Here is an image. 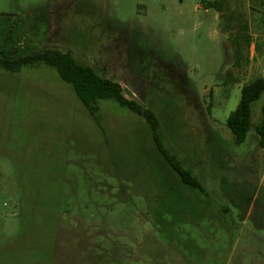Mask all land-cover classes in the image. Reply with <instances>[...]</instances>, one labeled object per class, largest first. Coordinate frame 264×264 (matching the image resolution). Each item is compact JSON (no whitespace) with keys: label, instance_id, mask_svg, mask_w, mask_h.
Instances as JSON below:
<instances>
[{"label":"rangeland","instance_id":"rangeland-1","mask_svg":"<svg viewBox=\"0 0 264 264\" xmlns=\"http://www.w3.org/2000/svg\"><path fill=\"white\" fill-rule=\"evenodd\" d=\"M0 26L155 120L111 97L90 113L43 61L0 67V264H264V90L242 142L225 125L264 76V0H0Z\"/></svg>","mask_w":264,"mask_h":264},{"label":"trees","instance_id":"trees-1","mask_svg":"<svg viewBox=\"0 0 264 264\" xmlns=\"http://www.w3.org/2000/svg\"><path fill=\"white\" fill-rule=\"evenodd\" d=\"M246 45L248 39H245ZM43 61L55 68L59 77L70 83L80 101L86 106L90 113L95 110V103L98 98L111 97L119 104L125 105L133 112L140 114L155 128L153 115L141 108L132 98H126L121 93L120 85L113 79L98 74L90 65L75 61L68 53L56 51H41L37 53L19 55L11 60L3 56L0 58V66L8 71H16L22 65L31 64L33 61ZM264 90V76H258L243 84L240 88V96L234 109L226 116L225 125L229 129L235 142H242L250 126V106L252 101L257 99ZM256 143L259 148H264V104L261 106L260 120L254 126ZM153 138L156 142L155 132ZM171 168L177 173L180 181L191 186H197L196 179L190 173L181 168L175 159L160 149Z\"/></svg>","mask_w":264,"mask_h":264},{"label":"flooded vegetation","instance_id":"flooded-vegetation-1","mask_svg":"<svg viewBox=\"0 0 264 264\" xmlns=\"http://www.w3.org/2000/svg\"><path fill=\"white\" fill-rule=\"evenodd\" d=\"M3 27L0 26V58H2L3 56H5L6 58H11V60L17 58V55H13V53L11 52V46L7 43V38H9V35L7 34V32L5 33V35L3 36ZM10 50V51H8ZM12 54V55H11ZM15 56V57H13ZM1 67V66H0Z\"/></svg>","mask_w":264,"mask_h":264},{"label":"crops","instance_id":"crops-1","mask_svg":"<svg viewBox=\"0 0 264 264\" xmlns=\"http://www.w3.org/2000/svg\"><path fill=\"white\" fill-rule=\"evenodd\" d=\"M117 82V81H116ZM118 83V82H117ZM119 84V83H118ZM123 94V93H122ZM127 98V97H126Z\"/></svg>","mask_w":264,"mask_h":264}]
</instances>
